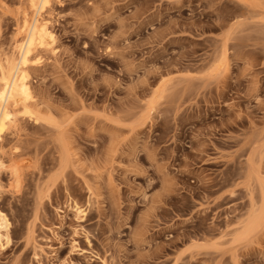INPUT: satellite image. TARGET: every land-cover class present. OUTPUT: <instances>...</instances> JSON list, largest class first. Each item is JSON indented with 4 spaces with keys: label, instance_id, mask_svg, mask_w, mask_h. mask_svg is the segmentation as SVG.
I'll return each mask as SVG.
<instances>
[{
    "label": "rangeland",
    "instance_id": "rangeland-1",
    "mask_svg": "<svg viewBox=\"0 0 264 264\" xmlns=\"http://www.w3.org/2000/svg\"><path fill=\"white\" fill-rule=\"evenodd\" d=\"M51 2L0 264H264V0ZM27 3L0 0V70Z\"/></svg>",
    "mask_w": 264,
    "mask_h": 264
},
{
    "label": "bare ground",
    "instance_id": "bare-ground-1",
    "mask_svg": "<svg viewBox=\"0 0 264 264\" xmlns=\"http://www.w3.org/2000/svg\"><path fill=\"white\" fill-rule=\"evenodd\" d=\"M51 1L28 0V7L22 9V17L17 24L18 38L12 47L13 57L6 59V66L0 70V145L4 134L16 128L17 113L26 111L33 101L28 73L38 50L46 48L53 41L42 17L43 12L49 10ZM2 165L0 160V168ZM7 228V217L0 212V240L7 236Z\"/></svg>",
    "mask_w": 264,
    "mask_h": 264
}]
</instances>
